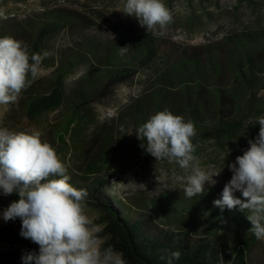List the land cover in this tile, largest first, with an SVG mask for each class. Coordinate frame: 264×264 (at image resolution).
I'll use <instances>...</instances> for the list:
<instances>
[{
	"label": "rangeland",
	"instance_id": "obj_1",
	"mask_svg": "<svg viewBox=\"0 0 264 264\" xmlns=\"http://www.w3.org/2000/svg\"><path fill=\"white\" fill-rule=\"evenodd\" d=\"M164 3L173 13L172 23L163 30L147 32L136 18L121 12L124 0H0V37L11 36L22 41L29 52L44 25L59 19L57 28L48 30L37 53L48 52L41 63V74L22 91L15 103L0 105V127L40 132L41 139L54 147L73 179L81 178L86 164L97 156L106 159L110 170L97 175L114 176L107 179L100 191L125 204L140 221L142 233L149 238H161L168 229L180 234L181 230L191 228L193 234H199L209 225L206 216L196 223L190 220L189 208L194 201L184 195L183 189L191 169L185 170L175 162L157 161L148 153L142 156L138 152L141 141L136 135L137 117L132 110L148 97L158 80L168 87L160 111H171L185 121L189 120L184 81L189 80L185 77L192 73L193 61L199 65V74L193 77L201 87L192 96L204 110L202 115L207 126H214L219 110L218 96L223 101L220 112L224 118L234 117L233 107H240L244 116L237 130L230 134H206L195 143L194 155L202 169L208 172L222 169L219 176L213 177L217 181L214 186L205 184L206 190H216L221 196L232 176L228 165L243 155L250 139L258 136L260 125L256 119L264 115V41L250 43L247 40L253 34L264 39V0H164ZM142 35L159 42L154 60L124 83L110 87L106 96L92 97L85 105L89 112L81 116V123L67 125L70 106L78 102V93L88 88L87 80L101 67L105 53L124 39ZM245 55L252 68L249 84L237 79L238 68L245 66ZM64 66V102L56 110L30 122L25 115L26 98L48 92L56 71ZM170 78L173 82L168 85ZM189 87L191 91L195 89L194 84ZM156 109L152 105L145 110V122L158 112ZM127 113L129 121L123 123L121 115ZM66 126L69 134L64 135L65 144H62L58 136ZM110 137L114 146L102 149V141H109ZM120 138L123 141L120 142ZM119 153H123L122 161ZM129 180L144 186L127 184ZM235 195L241 197L239 192ZM18 199L15 193L0 194V252L39 250L37 244L20 236L19 218L3 220V210ZM89 201L86 199L85 212L101 227L97 235L102 245L107 240L102 214ZM154 206L159 208L154 210ZM218 243L221 258L234 253L230 232H225ZM246 262L264 264V240L255 237Z\"/></svg>",
	"mask_w": 264,
	"mask_h": 264
},
{
	"label": "clouds",
	"instance_id": "obj_2",
	"mask_svg": "<svg viewBox=\"0 0 264 264\" xmlns=\"http://www.w3.org/2000/svg\"><path fill=\"white\" fill-rule=\"evenodd\" d=\"M121 12L136 18L147 32L163 30L173 21L164 0H124ZM128 47H119L120 55ZM47 56V51L30 54L14 37H0V105L18 100L41 74L42 60ZM256 123L260 125L258 136L228 165L231 179L224 185L222 198L213 203L221 211H247L249 230L264 240V115L257 117ZM136 135L143 142L140 147L157 161L166 159L191 169L183 189L186 197L202 196L206 183H217L213 177L222 169L208 172L194 155L197 130L192 121L168 110L159 111L139 126ZM69 181L64 163L54 147L41 139L40 132L0 127V194L19 196L3 210L2 217L5 222L19 218L20 236L39 246L38 254L24 252L23 264H127L123 254L112 247L101 249L97 234L102 229L85 212L88 192ZM127 184L143 185L132 180ZM180 257L179 250H164L160 259L174 264Z\"/></svg>",
	"mask_w": 264,
	"mask_h": 264
},
{
	"label": "trees",
	"instance_id": "obj_3",
	"mask_svg": "<svg viewBox=\"0 0 264 264\" xmlns=\"http://www.w3.org/2000/svg\"><path fill=\"white\" fill-rule=\"evenodd\" d=\"M58 20L55 18L48 21L37 33L32 42L30 54L40 52L48 30L57 28L59 24ZM247 40L250 43L264 41L263 37L257 34H253V37ZM125 46H129L128 51L124 55H120L119 47ZM158 49L159 42L157 40L151 36L142 35L124 39L107 51L101 62V67L98 68L93 77L88 78V88L78 93V102L70 106L71 115L68 118L67 125L80 124L81 116L89 112V109L85 105L92 97H104L108 94L110 87L122 84L127 79L132 78L140 68L147 66L154 60ZM244 58L243 62L245 66L238 68L237 79L249 84L252 74L251 62L248 55H245ZM239 65L241 64L238 63ZM198 66V63L193 61L191 64L192 73H187L185 78H189V80L184 81V85L186 86L183 89L187 96L185 102L187 118L193 122L197 130V135L193 139L194 144L200 136L216 135L219 133L230 134L240 127L242 116H244L239 109L240 107L234 106L233 111L236 115L224 118L220 112V105H222L223 101L218 96L219 110L214 119V126H207L204 123L205 119L202 115L204 110L199 107L197 100L192 96L201 87L199 81L193 77L199 74V71H197ZM65 70L66 67L64 66L56 71L48 92L36 93L26 98L25 115L30 122L56 110L64 102ZM172 82L173 79L170 78L167 84L171 85ZM165 84L158 80V83L153 87L148 97L141 100L132 110V114L137 117L138 128L145 123L144 112L149 106L154 105L157 108L156 110L160 111L162 98L168 90ZM191 84L195 85V91L189 90ZM254 112L258 113L260 111L255 110ZM128 117V113L121 115V121L128 123ZM67 134H69V131L66 126L62 130V134L58 136L62 144H65L64 135ZM121 141H123L122 138H120ZM141 143L143 142L141 141ZM110 146H114V141L111 137L109 141H102V149L108 150ZM138 152L142 156L147 154L141 147L138 149ZM100 157L99 155L95 160L86 164L81 178H70L69 182L77 189H86L88 192L87 199L90 200L89 204L98 209L102 214L103 232L107 237V240L101 245L102 250L112 247L115 251L123 254V258L127 261V264H166L165 260L160 259L164 250H179L181 252L180 259L174 261V264H247V252L255 239L254 234L249 230L251 223L246 219L247 211L242 213L238 210H228L227 208L221 211L219 207L214 206L213 202L221 199L222 196L216 190L208 189L202 196L191 197L194 203L189 208L190 220L192 222H199L203 216H206L208 219L209 225L201 233L193 234L190 228L188 230H181L180 234H175L172 230L168 229L161 238H149L142 233L140 221L134 217L132 211L125 204L111 194L100 191L99 188L107 182V179L114 176L109 173L102 174L101 176L97 175L100 171L110 170L106 165L107 160H102ZM118 158L122 161L123 153H119ZM95 194H98V197H95ZM237 197L242 198L240 196ZM166 206L171 208L168 203H166ZM158 208L154 206V210ZM225 232H230L231 234L234 253L221 258L218 241L221 237L225 236ZM25 251L36 252L37 254L39 252V250L32 249H25L22 253L0 252V264H23L21 257Z\"/></svg>",
	"mask_w": 264,
	"mask_h": 264
}]
</instances>
